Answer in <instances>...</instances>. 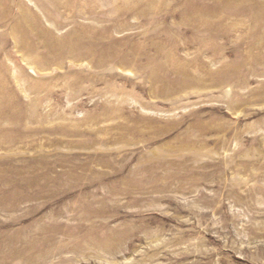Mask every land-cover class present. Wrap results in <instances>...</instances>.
Returning <instances> with one entry per match:
<instances>
[{"label":"rangeland","instance_id":"374dc122","mask_svg":"<svg viewBox=\"0 0 264 264\" xmlns=\"http://www.w3.org/2000/svg\"><path fill=\"white\" fill-rule=\"evenodd\" d=\"M0 264H264V0H0Z\"/></svg>","mask_w":264,"mask_h":264}]
</instances>
